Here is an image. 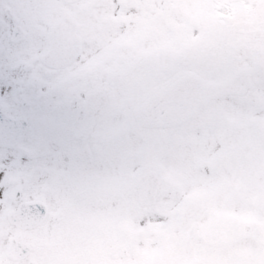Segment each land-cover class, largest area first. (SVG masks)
<instances>
[{
  "label": "snow or ice",
  "instance_id": "obj_1",
  "mask_svg": "<svg viewBox=\"0 0 264 264\" xmlns=\"http://www.w3.org/2000/svg\"><path fill=\"white\" fill-rule=\"evenodd\" d=\"M0 264H264V0H0Z\"/></svg>",
  "mask_w": 264,
  "mask_h": 264
}]
</instances>
